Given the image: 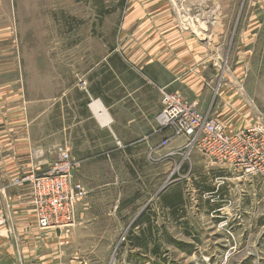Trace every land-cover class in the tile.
<instances>
[{"label": "rangeland", "instance_id": "rangeland-1", "mask_svg": "<svg viewBox=\"0 0 264 264\" xmlns=\"http://www.w3.org/2000/svg\"><path fill=\"white\" fill-rule=\"evenodd\" d=\"M177 39L198 42L221 75L242 77L237 83L226 80L228 92L244 102L264 135V0H0L2 78L15 82L22 73L32 97L63 101L70 123L78 126L75 153L68 150L80 162L73 178L86 194L74 225L59 233L64 237L57 243V253L64 251L60 264H264V149L245 150L251 172L210 158L214 166L208 174L205 164L192 161L208 157L204 152H175L178 137L160 129L159 91L153 86L145 125L158 154L140 159L131 171L99 164V135L105 132H99V116H87L99 104L103 63L113 58L117 65L141 69L154 61L151 73L159 84L169 79L159 67L160 54H174ZM142 119L136 116L131 123L139 134ZM62 149L67 148L57 147V158ZM99 181L116 183L119 196L99 197ZM99 203L118 204L119 218L126 221L99 227ZM140 209L158 229L128 225ZM18 241L16 264H33L36 245ZM6 250L0 243L2 255ZM39 252L46 255L47 246ZM13 263L0 258V264Z\"/></svg>", "mask_w": 264, "mask_h": 264}, {"label": "crops", "instance_id": "crops-1", "mask_svg": "<svg viewBox=\"0 0 264 264\" xmlns=\"http://www.w3.org/2000/svg\"><path fill=\"white\" fill-rule=\"evenodd\" d=\"M172 46L174 54L164 55L162 52L160 54L159 67L163 69V73L169 75V79L161 80L159 84H154L156 77L153 71L151 73L153 66L151 64L154 61L144 63L141 69L128 65V68L122 70L118 68L113 58L103 63L104 69L99 71V111L90 109L91 114L87 116L98 120L96 115H99V132H105L103 137L99 135V164L111 165L112 169L114 166L125 165L131 171L133 164L139 163L140 159H150L153 154L155 156L158 154L157 142L146 136L149 128L147 129L145 125L147 119L151 117V103L154 100L151 99L150 92L153 86L159 91L155 99L159 104L157 106L159 113L162 110L160 89H165L179 92L188 100L197 102L202 112L217 118L228 132L242 131L258 125L256 121L258 119L254 114H250L238 95L228 92L226 80L233 79L237 83L242 80L240 75L237 77L227 76L226 73L221 75L216 61L207 59L202 53L204 47L195 40L181 44L177 39ZM1 73L2 61H0V219H3V222L0 224V243L6 244L7 250L3 255V251L0 252V258L2 262L6 259L14 261L13 264L17 263L19 249L16 245L19 244L20 237L30 239V242L36 245L33 264H60L64 251L59 250L57 253V243L64 239L59 235L63 230L42 229L39 226L33 200L32 177L50 171L57 159V147L64 145L65 148L74 151L73 136L75 137L78 126L73 127L70 123L69 112L66 111V104L63 101L60 103L49 97L34 98L25 85L22 73L15 82L3 79ZM10 84L19 86L14 89L9 86ZM87 95L89 94L86 91L85 98ZM37 105L39 111L36 109ZM58 109L61 111L57 114ZM136 116L142 117L143 126L145 125L142 130L140 129V134L131 124ZM120 117H125L126 120ZM58 118L60 121L56 123ZM120 131L125 134L121 135ZM175 140L177 148L185 143L183 137ZM161 158L162 155H159L158 159ZM192 161L193 164H205L204 168L208 169V174L210 166H214L208 157H198ZM115 184L108 182L105 186L103 181H99V197L119 196V188L115 187ZM106 205L99 203V227H120L121 221L126 220L119 218L118 204L115 206L111 204L109 207ZM146 212L144 209L138 210L131 220L127 219L128 225L138 228L148 226L149 222L143 219ZM129 214L128 211L127 215ZM178 222L184 225L182 218ZM41 245L47 246L46 255L40 256Z\"/></svg>", "mask_w": 264, "mask_h": 264}, {"label": "built area", "instance_id": "built-area-1", "mask_svg": "<svg viewBox=\"0 0 264 264\" xmlns=\"http://www.w3.org/2000/svg\"><path fill=\"white\" fill-rule=\"evenodd\" d=\"M162 110L156 117L161 130L170 137H183L181 149H200L214 163L234 167L244 174L251 172L245 166L246 149H264L262 127L253 125L246 130L228 132L222 122L202 112L195 101L179 92L162 89ZM170 138L163 140L167 145ZM80 165L68 149H62L50 171L33 178V200L38 224L42 229H64L76 222L77 206L86 194L82 183L74 180L73 172Z\"/></svg>", "mask_w": 264, "mask_h": 264}, {"label": "trees", "instance_id": "trees-1", "mask_svg": "<svg viewBox=\"0 0 264 264\" xmlns=\"http://www.w3.org/2000/svg\"><path fill=\"white\" fill-rule=\"evenodd\" d=\"M118 68H120L121 70L122 69H124L125 68V65H120V62H118ZM96 88L97 89H99V82L97 83V85H96ZM96 89H92V88H90V90L89 91H91V92H93L94 93V91H95ZM181 197H176V198H174V199H172V200H175V201H177V199L179 200ZM143 219L145 220V222H149L148 223V226H147V229H150V230H154L155 228H157L158 229V226H154V225H152V222H150L151 220H150V218H144L143 217ZM151 235H152V233H151ZM135 238H137L139 241H141L142 240V238H140V237H135ZM135 240V239H134Z\"/></svg>", "mask_w": 264, "mask_h": 264}, {"label": "bare ground", "instance_id": "bare-ground-1", "mask_svg": "<svg viewBox=\"0 0 264 264\" xmlns=\"http://www.w3.org/2000/svg\"><path fill=\"white\" fill-rule=\"evenodd\" d=\"M93 109H94L96 112L99 111V104H97V103L94 104V105H93ZM96 116L98 117L99 115H96ZM104 116H105V115H104ZM104 116H103V117H104ZM101 117H102V116H101ZM101 117H100V119H101ZM98 118H99V117H98ZM103 119H105V118H103ZM103 119H102V120H103Z\"/></svg>", "mask_w": 264, "mask_h": 264}]
</instances>
